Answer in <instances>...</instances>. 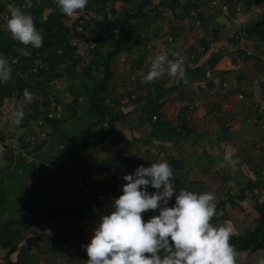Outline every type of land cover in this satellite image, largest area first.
Instances as JSON below:
<instances>
[{"label": "crops", "instance_id": "obj_1", "mask_svg": "<svg viewBox=\"0 0 264 264\" xmlns=\"http://www.w3.org/2000/svg\"><path fill=\"white\" fill-rule=\"evenodd\" d=\"M188 1L196 2L180 0V7L174 13L171 11L172 16L166 23L165 20L161 22L158 31L165 34L171 26V30H175L172 37L180 47L189 42V35L182 32L180 35L179 28L176 30L175 27H184L191 20L199 28L194 31L199 34L196 43H191L195 47L192 49L198 51L200 40V43L209 42L205 53L198 52L194 62L183 64L187 82L164 75L145 92L113 95V100L119 104L113 114L121 119L116 123V135L100 147L83 152L91 170L87 181L67 176L68 186L61 185L58 190L50 186V181L44 182V190L38 195L39 204L27 213L30 223L11 228L7 242L17 248L12 262L29 258L30 261L22 264H85L89 257L83 246L90 243L100 216L108 214L114 198L123 194L126 182L122 177L134 174L141 165L150 167L151 163L161 161L172 166L177 192L185 189L216 195L217 212L223 215L214 217L212 223L228 222L234 236L254 229L258 221L255 205L258 199L264 202V0H247L241 5V12L232 10L229 16L222 13L220 6L212 7L213 0H198L202 6L185 18L183 10ZM176 17L180 19L172 23ZM242 29L252 31L245 44L237 38ZM169 36L166 46L176 49L177 45ZM215 55H221V58L211 67ZM156 84H162L169 93L161 102L162 116L154 120L143 113L142 107L137 106L135 110L133 100L154 93ZM4 103L12 106L0 109L1 114L6 115H0V128L11 132L9 122L12 123L14 113L11 110L17 108L18 101L12 97ZM80 104L73 109L75 115L65 126L67 133L63 135L60 129L56 131L58 148L43 146L29 154L24 153L16 141L11 144L9 141L12 152L7 154L9 149L4 142L6 153L0 163V231L10 220L26 219L22 210L31 206L37 173L54 176L61 167L74 165L71 144L86 135L88 125L94 120L89 107ZM57 120L54 126L58 124ZM155 124H161L163 132L168 131L169 136H155ZM23 128L19 127V136ZM225 152L239 157L240 163L235 167H221ZM79 185L99 188L104 197H88ZM148 191L156 190L149 187ZM242 192L244 199L240 200L238 195ZM88 201L100 202L94 213L88 210ZM174 204L175 197L169 201V207ZM51 208H85L90 216L57 217L43 223ZM142 215L147 222L152 216L159 215V211L150 210ZM248 253L264 255L263 251ZM6 255L7 250L0 246V264L4 263Z\"/></svg>", "mask_w": 264, "mask_h": 264}, {"label": "clouds", "instance_id": "obj_2", "mask_svg": "<svg viewBox=\"0 0 264 264\" xmlns=\"http://www.w3.org/2000/svg\"><path fill=\"white\" fill-rule=\"evenodd\" d=\"M58 10L71 19L86 8L89 0H54ZM10 17L7 31L11 38L24 46L39 49L43 34L36 28L34 19L15 4L7 5ZM149 69L142 83L148 84L168 75L184 80L183 60H171L159 54L149 60ZM9 60L0 56V84L12 79ZM26 103L33 95L24 90ZM24 116L21 106L13 113L16 122ZM239 157L225 152L221 167H235ZM123 194L114 198L112 210L100 216L89 244L83 248L89 259L85 264H238L247 255L237 251L231 243L233 228L228 222L212 223L217 212V197L212 192L200 194L181 189L173 183L174 172L167 161L139 166L134 174L125 175ZM155 189L150 193L148 188ZM175 197V204L169 201ZM159 211L147 222L148 211ZM95 211V209H94ZM264 251V250H261ZM257 264H264V255L258 254Z\"/></svg>", "mask_w": 264, "mask_h": 264}, {"label": "trees", "instance_id": "obj_3", "mask_svg": "<svg viewBox=\"0 0 264 264\" xmlns=\"http://www.w3.org/2000/svg\"><path fill=\"white\" fill-rule=\"evenodd\" d=\"M19 4H25L26 0H14ZM33 0V6L30 13L34 15H41L45 10H50V13L45 22L35 21L36 28L43 34V46L39 49L31 46H24L21 43L13 40L8 31H0V52L4 55L14 56L16 55L12 51V47L16 45L19 48H31L34 51V58L36 54H39L45 64L39 70L38 81H25L24 79L17 78L16 82L9 81L7 84H0V103L6 99L12 98L13 94H23L24 90L28 91L32 89H39L47 92L48 87L55 78H61L62 75H54L57 73L58 67L64 64L69 53L63 52L65 45L69 44L67 35L68 29L65 27V16L58 10L54 0ZM93 7L100 15V20L93 23V27L90 31L93 38L92 42L100 43L101 47H98L99 51L104 47L102 43L107 37L117 39L114 49L106 51L105 53L99 52L97 49L93 51L94 55H97L103 60L104 75L97 85L84 89V93L88 97L87 105L89 112L93 117V122L88 125L86 135L74 141L70 147V154L73 157L75 163L72 167H61L56 175H50L44 172L37 173L35 184L36 188L31 199V206L27 209L22 210L26 215L24 221L15 222L10 220L0 231V246L7 250V255L4 259L3 264H22L28 262L30 259H19L17 263L11 261L12 255L17 252V248L13 243L7 242L8 237L11 233V228L15 225H25L30 223L27 213L32 212L34 208L39 204L38 195L44 190V182L50 181V186L55 187L57 190L62 186H68L65 179L67 176H73L75 178H82L87 181L91 170L87 165V159L83 154L84 151L89 149H95L104 144V142L110 137L116 135V123L121 121L117 115L110 113V108L106 105V93L109 89L110 84L114 80L113 64L116 59L123 53L130 50L133 44V34L137 30V26L134 21L140 22L144 19H148L149 15L146 13V9L152 6L154 0H142L138 7H134V0H91ZM123 2L129 5L128 8L123 10L122 13L118 12L114 5L117 2ZM229 5L247 3V0H227ZM165 5H168L171 11L176 12L177 8L180 7V0H169L168 2H161L155 6L159 9ZM202 6V3L198 0L188 1L183 10V16L189 17L191 11H196ZM111 7V8H110ZM89 10V6H86ZM116 18L115 22L111 20ZM85 25V24H84ZM249 37L252 35V31L247 30ZM204 47L205 53L208 50L209 42L200 43ZM71 51H74L71 48ZM61 52V53H60ZM198 53V51H194ZM60 54V55H59ZM221 55H215L211 59V67L219 61ZM26 69V68H25ZM168 90L163 89L162 84H156L154 86V93H148L145 96H138L137 99L133 100L134 107L136 110L137 106L143 108V113L150 117H161V102L165 98ZM131 97V96H130ZM78 104V100L75 101ZM109 111V112H108ZM35 119L40 115L35 113ZM49 123L55 121L48 120ZM107 122V129H103L104 124ZM97 128L99 131H93ZM154 135L161 137H168V131L163 132L161 124L154 125ZM2 138H0V141ZM240 200L244 199V192L238 195ZM234 204V203H232ZM255 209L258 214V221L253 230H249L244 235L234 236L232 235L231 243L236 246L237 251L252 252L264 250V202L257 200ZM90 216L87 209L77 210L76 208L70 209H57L51 208L50 213L47 214L43 223L52 222L57 217H64L67 219H74L77 217L88 218ZM264 252V251H263Z\"/></svg>", "mask_w": 264, "mask_h": 264}, {"label": "rangeland", "instance_id": "obj_4", "mask_svg": "<svg viewBox=\"0 0 264 264\" xmlns=\"http://www.w3.org/2000/svg\"><path fill=\"white\" fill-rule=\"evenodd\" d=\"M40 1L41 0H39L38 3H40ZM141 1L142 0H134V7H138ZM157 1L158 3H161L168 2L169 0H154L152 6H149L145 11L149 15L148 19H144L140 22L134 21L135 25L137 26V30L133 34V44L131 45L130 50L123 52L113 64L114 80L110 84L109 89L106 93V100L108 99L106 101V105L110 108V113L112 114L119 105L116 104L113 100V95H119L120 93H123L125 95L126 92L130 91L145 92L146 90H149L151 85L154 84L153 82L148 84L142 83V79L149 69L150 59H154L159 54H165L170 59L169 53L173 51L182 50L184 47H188L187 51H191L195 48L193 47V45H191V43H196L195 39L196 37H198L199 33L194 34V31L196 30L197 32L199 28L197 29L195 27L194 21L190 20V24H185L184 27L182 25L178 26L176 24L177 26L175 28L176 30L177 28H179L178 31L180 32V35L181 32L187 33L189 35L187 36L189 42L187 44L182 43L183 46L181 45L180 47H178L177 45L178 41L176 42V44L174 38L172 37L175 30L172 31L171 26H169L166 32H164L165 34H162V32H158L161 28V22L165 20L166 23V20L172 16V12L168 5H165L159 9L155 8V4H158L156 3ZM25 4H27L28 8L24 12L30 14L34 19V22L46 21L50 10H45L41 15H34L33 13H30L33 6V0H26ZM88 6L90 7L89 10L85 8L84 10L79 11L78 14L71 19L65 17V27L69 31L67 35L69 44L63 47V52L69 53V55L66 58L64 64L58 67L57 73L54 74L62 75L61 78L53 79L50 86L48 87L47 92L41 91L39 89H32L29 91L37 100L38 106H43L48 111L50 110L51 103L57 106L55 110L56 118L52 121L58 119V124L54 126V123H49L47 121V123L49 124L48 132L50 140L45 145H41L39 147L45 146L46 148H49L50 145V147L53 149L55 148V146L56 148H58L57 146L59 143L56 139V131L60 129V131L64 133L63 135L67 133L65 126L70 122L68 120L71 118V116L75 115L73 109L75 107H79L81 105L80 103H82L83 107L87 105V101L89 99L88 97L90 96H87L84 93V89L97 85L104 75L103 60L93 53V51L96 49L99 51L98 47L101 46L100 43L92 42L93 38L90 33L93 27V23L100 20V15H97L91 0H89ZM128 7L129 5L124 4L121 1L117 2L114 5V8L120 13H122L123 10ZM110 17L111 20L115 22L116 18H112V16ZM79 18L84 20L85 25L84 29L76 32L75 25L77 26V21L79 20ZM179 19V17H176L172 23H176V20ZM167 23H169V21ZM181 28L182 30H180ZM155 35L158 36L155 37ZM168 36L173 38V42L177 45L176 49H171V47L168 48L166 46V39L169 40ZM200 41L198 43V46H201ZM116 42L117 39L115 37H107L102 42L104 43V47L100 51L102 53H105L106 51L113 50ZM71 48H73L74 51H71ZM12 51H14L16 55L7 57L0 52V56L7 58L11 64L13 71L12 79L10 81L16 82L18 77L24 79L25 81H38L39 70L40 68H42V66L45 65L40 55L36 54L37 58H34V51L31 48H19L16 45L12 47ZM80 97H82V99ZM49 98H51L53 101L49 100ZM77 100L78 104H75V101ZM19 105L20 104L18 103L17 108L11 111L15 112L17 109H19ZM11 106L12 105L4 102L0 103L1 110H4V108L10 109ZM34 111L35 109L33 108V106L29 105L26 109V114H28V116L24 114L23 118L19 122H16L15 118L12 117V123L9 122L10 126L13 129L11 132L10 130L8 131L0 128V138H2V141L7 144V148L9 149L7 154H10L12 152V150L10 151L9 146L15 141L17 144H20V147L24 151V153H34L39 148H30L26 144L21 142L19 136L20 132L18 131L19 127H24L21 130H30L32 128V124L29 121L34 120L36 116V112ZM76 113L78 114V112ZM0 115H2V117H6L4 113L1 114L0 112ZM26 117L28 118L29 123H25ZM103 129H107V122L101 131H103ZM93 131L95 132L99 130L95 128ZM2 132L5 133L4 136ZM63 200L64 199L62 198L61 201ZM250 256V258H253L252 256L254 255L251 254ZM255 257L258 258V256ZM238 264L247 263H240V261L238 260Z\"/></svg>", "mask_w": 264, "mask_h": 264}, {"label": "built area", "instance_id": "obj_5", "mask_svg": "<svg viewBox=\"0 0 264 264\" xmlns=\"http://www.w3.org/2000/svg\"><path fill=\"white\" fill-rule=\"evenodd\" d=\"M15 4L19 6L23 11H26L28 8L27 4H19L15 2L14 0H0V31H7L6 27V22L7 19L10 17V13L8 12L7 5L8 4ZM212 7L220 6L222 13L225 16H229L231 11L234 10L236 12H241L242 7L240 4H233L229 5L226 2L222 0H213L211 3ZM76 27V32L81 31L84 29V20L80 19L77 21V26ZM239 42L241 44H245L248 39H249V34L246 29H242L239 31L238 36H237ZM188 47H184L182 50L179 51H173L169 54L171 60H183V64L186 61H191L194 62L197 59V54L193 51H187ZM197 50L199 53L204 52V47L203 46H197ZM252 53H248V55H251ZM41 67V66H40ZM33 95V94H32ZM15 98L19 105V108L22 106L24 114H26V109L27 106L32 105L33 108L35 109L34 112L38 113L40 116L35 119V120H30L29 122L32 124V128L30 130H23L20 134V139L21 142L26 144L30 148H36L41 145H45L46 143L49 142L50 137H49V132H48V126L49 124L47 123L48 120H54L56 118V108L57 106L53 103H51L50 110L48 111L46 108L43 106H38L37 100L33 96V101L31 103H26L25 98L23 94H13L12 96ZM48 98V97H46ZM49 100L53 101L51 98ZM48 111V113H47ZM28 116V114H26ZM157 118L154 117V120ZM26 123L28 122V118L26 117L25 120ZM6 153V144L3 141H0V163L2 162L4 155ZM79 188L87 192L88 197H104V193L102 192L101 189L97 188H86L84 185H79ZM260 202H262L260 200ZM251 256L247 252V255L243 258H239L238 260L240 263L246 262L247 264H257V257L252 256L253 258H250Z\"/></svg>", "mask_w": 264, "mask_h": 264}, {"label": "water", "instance_id": "obj_6", "mask_svg": "<svg viewBox=\"0 0 264 264\" xmlns=\"http://www.w3.org/2000/svg\"><path fill=\"white\" fill-rule=\"evenodd\" d=\"M88 210L92 213H94V208H98L100 206V202H92L90 203L88 201V203L86 204Z\"/></svg>", "mask_w": 264, "mask_h": 264}]
</instances>
